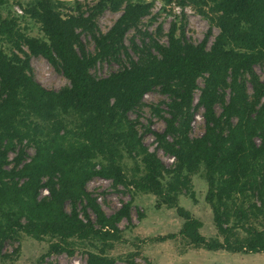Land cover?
Instances as JSON below:
<instances>
[{"label":"trees","instance_id":"16d2710c","mask_svg":"<svg viewBox=\"0 0 264 264\" xmlns=\"http://www.w3.org/2000/svg\"><path fill=\"white\" fill-rule=\"evenodd\" d=\"M179 2L182 9L185 3L195 5L218 28L208 48L210 29L193 43L182 26L172 23L166 42L146 31L149 42L138 47L131 40L130 49L137 54L131 58L124 35L149 13L151 3L125 2L113 24L98 34L94 18L106 6L103 0L87 13L64 17L52 0H33L22 13L39 24L45 39L22 35L14 31L12 19L0 18V40L12 41L23 54H7L0 46V253L5 242L20 234L37 241L51 238L41 259L52 252L72 256L76 244L99 240L100 251L87 250L85 264H115L103 251L122 241L117 223L130 220L133 199L106 215L85 188L94 176L110 179L115 190L153 195L157 208L175 209L183 219L181 227L177 233L156 236L158 241L179 235L193 248L264 252V78L254 70L255 64L264 68V0ZM122 3L114 0L110 6L116 10ZM77 30L91 34L94 54L86 52ZM121 52L127 64L105 77L91 74L99 59H118ZM29 55L43 56L68 84L43 87L30 73ZM154 88L168 97L169 116L163 117V130L147 126L144 133L174 157L170 167L144 145L137 120L129 117ZM200 107L203 132L190 137L193 113ZM24 139L34 147L27 160L24 148L15 147V141ZM9 152L14 153L11 162ZM96 158L99 164L93 162ZM124 158L132 161L128 169ZM196 174L207 185L204 199L216 231L209 238L199 232L201 221L178 203L183 194L194 200L186 187ZM43 189L46 195H40ZM128 262L135 264L132 258Z\"/></svg>","mask_w":264,"mask_h":264},{"label":"rangeland","instance_id":"374dc122","mask_svg":"<svg viewBox=\"0 0 264 264\" xmlns=\"http://www.w3.org/2000/svg\"><path fill=\"white\" fill-rule=\"evenodd\" d=\"M97 1L99 0H52L53 4L57 7L56 10L62 17L68 14H77L79 11L87 13ZM103 1H105L106 6L94 18V31L97 34L105 32L113 24L121 14L125 2L151 3L149 13L144 15L136 25L130 27L123 38V43L127 46L129 55L133 59L137 58V54L130 49L132 45L131 40L138 47L143 44L141 41H150L148 36H143L144 31L160 42H166L165 34L169 26L174 23L178 29H180V26L183 27L185 38L193 43H197L202 40L208 29H210L206 43L207 48L218 33V28L211 24L207 16L199 12L195 5L185 3L184 9L186 10L184 12L183 6L179 2L180 0H170L169 2H166V0H122L123 3L116 10H112L110 6L113 5L114 0ZM32 2L33 0H2L0 3V18L12 19L15 23L14 31L16 30L22 35L45 39L39 28V24L24 11L22 13V10ZM16 8L20 9L21 13L17 12ZM203 10L208 11L207 7H204ZM188 12L189 14H187ZM188 15L191 17H188ZM77 31L80 32V40L86 52L94 54L95 47L91 34L80 30ZM10 42L13 43L12 41ZM11 43L6 42L3 38L0 40V46L5 53L10 54V51H14L23 57V54L15 50ZM22 48L25 52H28L26 46L23 45ZM127 62V56L121 52L118 59H99L90 68V72L95 77H105L127 64ZM29 64L32 77L43 87L59 89L68 84V80L62 73L56 70L43 56L29 55ZM254 70L260 78H264V68L261 65L255 64ZM202 83L203 79L198 78V85L202 86ZM247 89L248 92H251L249 83H247ZM198 94L199 90L196 89L193 94V104L196 103ZM167 101H169L168 97L159 93L157 88L149 90L143 95L141 105L129 112V117L137 120V130L143 137L142 141L144 145L155 152L167 167H170L172 163L167 160L169 155L153 144V141H151L153 136L151 134L144 133V128L147 126L155 131L163 130L165 125L163 117L169 116L166 112L167 107L165 103ZM202 110L200 107L193 113V121L189 129L190 137H197L203 132L204 121L201 115ZM215 110L219 112L220 107L216 106ZM19 146H22L26 152L25 160L29 159L34 153V147L27 139H24L21 144L15 141L16 149ZM13 155L14 153L9 152L8 160L10 162ZM96 159L93 162L99 164L96 162L98 159ZM96 164L95 168L98 167ZM123 164L128 169L132 165V161L129 158H124ZM96 177L94 176L93 178ZM167 178L166 176L165 180ZM89 180L86 182L85 188L94 196L96 191L89 190ZM95 183L96 181H93V187H95ZM186 188L188 192L194 193V200L189 198L187 194V196L184 194L179 195V205L188 210L194 218L201 221L202 225L199 228V232L203 236L207 238L215 236L216 231L212 221V212L204 199L207 189L205 180L196 174L192 176L191 182L187 184ZM113 193L115 196H111L109 199L110 201L112 200L111 204L106 201L103 206L99 204L101 208L103 207L102 210L106 215H110L117 210L118 206L115 198L120 200L121 203L129 201L131 198L133 199L130 206V220L121 218L117 223V226L122 231V241H116L111 249L103 251L106 255L115 259V264H129L130 258L133 259L135 264H264V252L244 254L225 250L212 251L203 248H193L187 246L180 239L179 235L175 239L158 241L154 239L156 236L177 233L181 227L183 219L177 215L175 209L164 205L157 208L155 207L156 197L151 194L137 193L132 189L126 190L122 188V190H115ZM40 195H42V192ZM65 209L69 210L68 202L65 203ZM78 210L80 216L83 218L80 205H78ZM139 213L143 215L142 218L138 217ZM88 214L93 218L90 210H88ZM262 219L264 222V218ZM256 224L258 228H261L258 222ZM50 239L46 237L44 240L37 241L25 234H20L16 239L4 243L0 256L3 253L8 256L3 258V260L0 258V264H85L86 251L99 252L98 248L101 247L99 240H93L92 242L85 240L80 244H76L77 246L72 256L64 252H52L46 254L41 259L40 256L45 254L48 249L47 240ZM91 244L94 246H90Z\"/></svg>","mask_w":264,"mask_h":264},{"label":"built area","instance_id":"2783aa9c","mask_svg":"<svg viewBox=\"0 0 264 264\" xmlns=\"http://www.w3.org/2000/svg\"><path fill=\"white\" fill-rule=\"evenodd\" d=\"M17 12L21 13V10L16 8ZM189 17H191L189 15ZM167 160L172 163L174 161V157L173 156H168ZM93 181H96L95 183V187H93ZM89 185H90V189L92 191H96V193L94 194V197L96 198V201L103 206L104 202L106 201L107 203L111 204L112 200L110 201L109 199L111 198V196H115V194L113 193L115 191V188L111 187V182L110 179H106L104 177H96V178H91L89 180ZM120 188V186H119ZM43 195H46L48 193L47 189H43L42 191ZM116 199V204H117V209H119L123 202L121 203L120 200ZM103 208V207H102Z\"/></svg>","mask_w":264,"mask_h":264},{"label":"crops","instance_id":"0c3cea01","mask_svg":"<svg viewBox=\"0 0 264 264\" xmlns=\"http://www.w3.org/2000/svg\"><path fill=\"white\" fill-rule=\"evenodd\" d=\"M180 197V196H179Z\"/></svg>","mask_w":264,"mask_h":264}]
</instances>
